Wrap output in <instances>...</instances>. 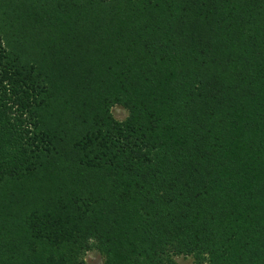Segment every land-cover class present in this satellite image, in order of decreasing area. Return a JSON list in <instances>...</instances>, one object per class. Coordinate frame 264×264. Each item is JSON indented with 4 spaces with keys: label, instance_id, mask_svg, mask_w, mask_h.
I'll return each instance as SVG.
<instances>
[{
    "label": "trees",
    "instance_id": "obj_1",
    "mask_svg": "<svg viewBox=\"0 0 264 264\" xmlns=\"http://www.w3.org/2000/svg\"><path fill=\"white\" fill-rule=\"evenodd\" d=\"M91 249L264 264V0H0V264Z\"/></svg>",
    "mask_w": 264,
    "mask_h": 264
},
{
    "label": "rangeland",
    "instance_id": "obj_2",
    "mask_svg": "<svg viewBox=\"0 0 264 264\" xmlns=\"http://www.w3.org/2000/svg\"><path fill=\"white\" fill-rule=\"evenodd\" d=\"M113 116L122 120L127 115V110L120 105H115L111 109ZM85 264H103L102 255L95 249L88 250L84 255ZM174 261L176 264H196L193 256L174 255Z\"/></svg>",
    "mask_w": 264,
    "mask_h": 264
}]
</instances>
